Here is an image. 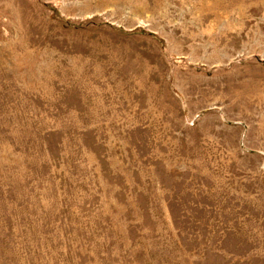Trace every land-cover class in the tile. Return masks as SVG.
<instances>
[{
    "label": "rangeland",
    "instance_id": "rangeland-1",
    "mask_svg": "<svg viewBox=\"0 0 264 264\" xmlns=\"http://www.w3.org/2000/svg\"><path fill=\"white\" fill-rule=\"evenodd\" d=\"M0 264H264V0H0Z\"/></svg>",
    "mask_w": 264,
    "mask_h": 264
}]
</instances>
